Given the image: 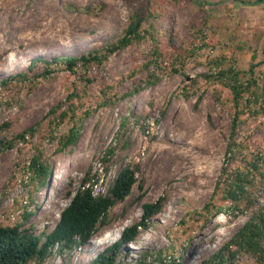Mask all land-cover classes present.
<instances>
[{"label": "rangeland", "instance_id": "374dc122", "mask_svg": "<svg viewBox=\"0 0 264 264\" xmlns=\"http://www.w3.org/2000/svg\"><path fill=\"white\" fill-rule=\"evenodd\" d=\"M131 8L146 18L144 29L154 30L164 51L195 52L184 55L178 72L161 75L155 86L126 96L147 79L149 40L89 70L70 73L53 63L56 57H80L107 46L127 27ZM236 50L240 69L258 64L256 72L264 74V3L0 0V225L50 233L85 178L95 195L107 194L125 167L137 178L132 194L115 205L107 225L87 245L65 252L55 247L43 262L30 264H91L124 229L141 220L144 204L161 198L162 212L123 248L116 264H148L154 256L164 264L168 255L173 257L170 264H202L250 220L244 206L232 210L221 195L214 196L224 168L242 163L240 158L227 162L232 117L204 77L212 60ZM39 59L50 63L51 74L43 77L46 65L40 63L29 81L14 80ZM74 93L79 94V116L86 108L94 113L85 120L77 145L57 152L58 137L73 123L55 129L51 111L67 109ZM221 93L230 97L229 90ZM103 95L110 104L100 105ZM262 123L245 119L238 129L239 157L264 158ZM22 134L25 141L19 140ZM35 157L50 167L44 184L31 180L28 167ZM253 190L264 201V178ZM104 238V245L93 248V241ZM236 260L234 264H256L248 254Z\"/></svg>", "mask_w": 264, "mask_h": 264}, {"label": "trees", "instance_id": "16d2710c", "mask_svg": "<svg viewBox=\"0 0 264 264\" xmlns=\"http://www.w3.org/2000/svg\"><path fill=\"white\" fill-rule=\"evenodd\" d=\"M234 1L247 7H255L264 3V0ZM145 21L146 18L138 10L131 8L127 27L107 46L94 49L80 57H56L53 63L64 66L65 70L70 73H75L80 68L89 70L93 65L102 66L118 52L134 44L148 43L149 40L153 46L144 64L147 79L143 85L136 86L126 96L140 93L146 88L155 86L160 81L161 75H169L170 71L178 72L176 67L179 63L184 64L186 53L195 54L190 49H187L184 55L176 52L167 53L160 48L154 30L144 29ZM238 51H227L221 57L212 60L209 67L210 74L204 77L207 83L214 88L217 101L229 109L232 117L227 162L240 158L241 166H243L232 170L224 168L214 196L221 195L223 201L229 202V208L232 210H240L244 206L250 212L251 218L220 250L202 264H234L240 254L252 255L256 264H264V201L256 197L253 190L257 183H263L264 158L262 156L249 158L245 155L239 157L238 154H242L243 149L235 142L236 133L245 119H262L264 125V74L256 72L258 64H251L248 71L240 69L236 59ZM40 63L46 65L43 77L52 73V70H49L50 63L39 59L32 61L28 70L19 74L14 80L19 83L29 81L30 73L34 72ZM92 81L87 79L86 83L91 84ZM223 90H229L230 97H223L221 93ZM102 98L100 105L110 104V99L104 95ZM78 99L79 94L74 93L69 97L67 109L61 112L60 109L51 111L55 129L65 122L73 123L67 134L58 137L57 152L77 145L85 120L94 113L92 108H86L82 116H79ZM25 135H20L19 140L25 141ZM28 169L32 173L31 180L42 181V184L51 175L47 161H42L41 157L33 158ZM89 181L88 178L82 181L80 188L74 194L70 204L62 211L59 222L50 233L39 235L22 225L14 227L0 225V264H30L33 260L43 262L55 247L61 252L84 247L97 234L100 227L107 225L110 211L118 203L126 201L137 184L136 174L130 167H125L119 172L105 195H95L93 186L88 184ZM208 207L210 205L206 206L207 209ZM163 208V198L155 203L144 204L141 220L124 229L119 239L100 253L91 264H116L123 248L135 242L141 231L148 228L152 218L160 214ZM219 212L221 209L217 213Z\"/></svg>", "mask_w": 264, "mask_h": 264}, {"label": "built area", "instance_id": "2783aa9c", "mask_svg": "<svg viewBox=\"0 0 264 264\" xmlns=\"http://www.w3.org/2000/svg\"><path fill=\"white\" fill-rule=\"evenodd\" d=\"M177 262H179V260H177ZM170 263H173V257L171 255H168L164 258V264ZM148 264H161V261H159L156 256H154L153 258L149 257Z\"/></svg>", "mask_w": 264, "mask_h": 264}, {"label": "bare ground", "instance_id": "6f19581e", "mask_svg": "<svg viewBox=\"0 0 264 264\" xmlns=\"http://www.w3.org/2000/svg\"><path fill=\"white\" fill-rule=\"evenodd\" d=\"M105 243H106V240L104 238L103 240L101 239V241H99V240L93 241L92 246H93V248H98L101 245H104Z\"/></svg>", "mask_w": 264, "mask_h": 264}]
</instances>
